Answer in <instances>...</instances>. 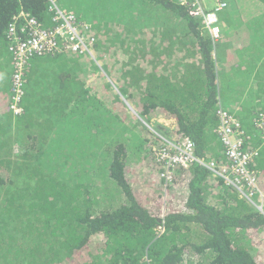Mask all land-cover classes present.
Here are the masks:
<instances>
[{
  "label": "trees",
  "instance_id": "16d2710c",
  "mask_svg": "<svg viewBox=\"0 0 264 264\" xmlns=\"http://www.w3.org/2000/svg\"><path fill=\"white\" fill-rule=\"evenodd\" d=\"M123 1L117 11L128 10L132 18L134 4L148 8L149 3L159 4L163 17L153 20L162 45L150 53L160 59H154L148 70L132 56L125 64L120 91L130 97V88L139 90L142 116L161 109L175 120L173 128L158 127L162 135L169 130L165 136L173 132L190 139L197 156L223 164L227 156L217 142V110L229 85H234L230 96H238L232 100H242L247 108L245 147L258 150L253 168L263 189L264 144L253 133L254 118L264 112V36L256 39L257 26L247 29L256 54L247 45L238 46L244 24L239 35L215 47L202 21L191 15L190 5L179 0ZM226 1L236 5V0ZM49 9V0H0V264H261L256 251L264 235V214L232 185L227 186L230 191L219 193L226 186L224 179L214 178L205 165L181 166L170 182L159 175L151 178L154 188L169 186L171 190L186 178L188 198L183 211L171 209L161 215L154 211L151 203L158 201H151V193L134 191L128 168L139 161L158 168L151 149L161 145L160 138L149 139L145 158L133 151V159L121 141L103 151L100 120L106 110L102 112L100 94L94 95V88L81 79L80 59L72 57L76 55L57 52L33 58L26 73L22 112H13L14 55L9 27L24 11L43 28L52 29L56 21ZM108 10L115 12L112 5ZM102 30V34L107 32ZM100 46L97 40L94 47ZM158 61L164 63L159 67ZM247 78L258 87L254 93L240 86ZM251 99L255 107L248 106ZM87 122L93 124L95 140L88 141ZM64 136L68 140L59 144L53 140ZM141 140L138 151L147 138ZM93 143L100 146L91 152ZM97 156L101 158L95 163ZM96 164L101 169L108 165L103 177L112 179L122 191L121 202L111 207H96L102 187L94 190L89 174ZM112 186L108 192L114 190ZM255 197L260 199L259 194Z\"/></svg>",
  "mask_w": 264,
  "mask_h": 264
},
{
  "label": "rangeland",
  "instance_id": "374dc122",
  "mask_svg": "<svg viewBox=\"0 0 264 264\" xmlns=\"http://www.w3.org/2000/svg\"><path fill=\"white\" fill-rule=\"evenodd\" d=\"M89 1L92 3L88 7L87 3L83 4L77 0H59L58 3L63 8L76 11L80 17L84 18L85 21L89 22L97 30V40H99L101 44L100 48L96 49L93 45L90 47V50L88 51L89 53H83L81 54L82 56L79 54L72 57L80 59L79 65L83 69L80 74L81 79H84L90 87L94 88V95L97 93L100 94L99 98L104 104V107H101L103 108L102 112L106 110L100 120L101 142L103 144L101 149L104 151V148L107 146L113 147L114 141L116 143L117 141H121L130 149V156L133 157V159H136V154H133L132 152L135 151L140 153L138 148L142 141L141 137H143L144 139L147 138L146 143H143V145L146 144V147L143 149V156H146L149 154V149L147 148L149 139L158 136V134H164L159 132L160 129H158V127L160 125L165 127L164 125L168 126L171 123L169 120H164V114L161 112L154 111L149 117L142 116L138 112L139 90L130 88L129 90L132 93L129 92V97L120 91L119 86L124 85L122 73L127 67L125 64L129 62V59H131L132 56L138 58L136 62L138 65L148 70L153 68L154 59H160V57H154V54V58L150 56L151 49L154 47L159 48L157 45H162L156 34L157 29L155 27L157 24L153 21L154 18L162 19L163 17L161 9L158 8L160 5L149 3L148 5L151 8H145L143 5L134 4L133 14L135 15V18H132L128 15V10H123L121 12L117 11L118 7L123 4V0H106V3L103 0ZM233 4H235V1H233ZM111 5L115 8V12L108 10ZM226 11L227 9L221 12L220 22H223V19H226ZM138 13H142L143 15H139ZM243 13L246 14L245 12ZM149 16H153L151 17L152 19H150ZM88 18H92V21ZM96 18L98 22H96ZM123 18H126V21H124ZM233 19L237 20V16H233ZM102 29L107 30V32L102 34ZM256 37H260L259 32H257ZM247 39V35H245L242 37L241 41H245L246 43ZM142 48H144V52L141 50ZM157 63H159L160 67L164 61H158ZM225 70H229V68H225ZM103 87H107V89L103 90ZM95 117L96 115H94L93 118ZM86 119L87 118L82 119L83 128ZM87 125L89 133L88 141L95 140L92 122H87ZM95 125L97 126V124ZM70 129L71 128H68L67 130ZM167 133H169V130L165 135H167ZM253 133H256L258 137L260 135V131L256 127L253 129ZM53 140L59 144L64 140H68V137H55ZM53 140L52 142H54ZM99 146H96L93 143L91 147V149H93L91 152L97 150ZM87 153H90V149ZM100 158V156H97L95 163H98ZM107 167L108 165L101 169V166L96 164V169L90 167L89 170V174H91L90 181L94 190L98 185L102 187L98 193L99 199L96 206L98 208L100 206H106L107 204L111 207L114 202H121L120 193H122V191L116 188L112 179L109 177H103ZM142 168L148 167L144 166ZM150 168L154 172L153 175L157 176L158 168L155 167V165H150ZM129 169L130 172H128V176L130 180H133L136 167H130ZM145 172L147 173V171ZM108 182L109 184H106ZM112 184L115 185V187H113ZM137 184L141 187V182L138 179ZM110 185L114 190L108 192L107 189L110 188ZM186 185L187 180L184 177L181 180L180 185L178 184L175 189L176 192H179V197H181L183 190L186 189ZM163 189L165 196L167 195L165 199L169 200L172 192L171 189L169 186L164 187ZM226 191H228L226 186H222L219 193H224ZM186 192L187 191L185 190V194ZM162 199L163 202V195ZM260 240L262 244L257 248L256 255L259 257L260 263L264 264V235Z\"/></svg>",
  "mask_w": 264,
  "mask_h": 264
},
{
  "label": "built area",
  "instance_id": "2783aa9c",
  "mask_svg": "<svg viewBox=\"0 0 264 264\" xmlns=\"http://www.w3.org/2000/svg\"><path fill=\"white\" fill-rule=\"evenodd\" d=\"M49 1V10L54 13L56 21L52 29L43 28L37 18L24 11L15 17V21L9 27L10 50L14 55L12 76L14 89L11 95V109L15 114L22 112L21 100L25 94V76L33 58L57 52L69 55L89 53L90 47L98 39L93 26L80 19L76 11L63 8L58 3L59 0ZM179 1L191 6V15L199 18L205 29L210 31L209 34L214 44L222 38L220 14L228 8L226 0ZM217 114L219 124L215 132L226 150V161L219 164L214 158L210 161L200 158L195 153L194 143L187 138L181 139L177 133L172 132L168 136L158 134L161 145L153 146L151 149L155 162H157L158 174L170 182L174 179L175 171L179 167H189L195 163L203 164L210 169L214 178L222 177L226 187L234 186L239 194L247 197L264 214V196L261 195L263 189L259 186V174L253 168V163L259 155L258 150L245 147L249 136L242 122L231 111L219 106ZM164 120H169L171 124L168 126L173 128L174 119L164 114ZM254 126L260 131L259 138L264 144V112L254 118ZM256 194L260 195V199L255 197ZM166 197L167 195L164 199ZM183 202L179 206H183Z\"/></svg>",
  "mask_w": 264,
  "mask_h": 264
},
{
  "label": "crops",
  "instance_id": "0c3cea01",
  "mask_svg": "<svg viewBox=\"0 0 264 264\" xmlns=\"http://www.w3.org/2000/svg\"><path fill=\"white\" fill-rule=\"evenodd\" d=\"M77 1L83 4L87 3V7L91 4L89 0H77ZM103 1L106 3V0H103ZM79 8L82 10L81 7ZM242 11L245 12L246 14H244ZM225 13H226V19H223V22L221 25L222 38L219 39L214 44L215 47L216 45L222 46L224 43H226L225 41L231 40L237 35H239V32L241 30L240 28L242 27L240 26V24H244L240 32L241 39L243 36L247 35V29H250L252 31L253 26H257L256 30H254V36L256 37L257 32L260 33L259 39L256 37L258 41H260L261 37L264 36V4L260 0H236V5L235 6H232V4L228 5L227 11ZM233 16H237V20H234ZM237 27H238V30H237ZM253 43H255L254 39L248 38L246 40V43L245 41L243 42L240 40V44L238 43V46L247 45L252 49L251 51L256 54V51L253 50V47H254ZM213 55L215 58H218L217 50H214ZM228 59L229 58H226L225 60H228ZM241 83L242 84L240 86H243V85L246 86L247 90L250 93H254L253 91H256L258 89V87L254 85L253 79L247 78V81L243 80L241 81ZM229 86L231 87V89L226 90L225 92L226 99L225 101H222L221 104H219V106H222L232 112L237 113L242 119H244L247 113L246 112L247 108L243 106L242 100L238 102H234L232 100V99H237L239 97L230 96L232 94L233 87L235 86L234 85H229ZM240 86H236V87L240 88ZM248 96H249L248 93H246V97ZM248 106L255 107L256 106L255 100L251 99V102L248 104ZM156 112L163 113L161 109L156 110ZM241 122L242 124H244L243 120ZM217 142L218 144H221L218 139H217ZM143 148H145V145L142 146L141 151L139 150L140 153H138L137 156L140 157L141 155L143 158H145V156H143V153H144ZM144 166H147L148 168H142ZM129 167H136L135 169L136 171L133 175V180H130L133 184L134 191L141 195L151 193L152 198H153L151 199V201H154L155 199L158 201V203H155V202L151 203L154 207V211L163 213L171 209H176V210L180 209V211H183L185 209L186 200L188 198V187L185 189L187 191L186 194H185V190H183V192L181 193V197H179V192H176L175 189H172L171 190L172 192L170 194V199L168 200V202L166 199H164V201L161 202V199H162L161 195H164L163 194L164 189L154 188V186L150 184L151 178L154 174V172L150 168V164L144 163L143 161H139L136 164H131ZM145 171H147V173ZM128 172H130L129 168H128ZM128 175L129 173H127V177ZM137 179L140 180L141 187H139V185L137 184ZM181 202H183V206H179Z\"/></svg>",
  "mask_w": 264,
  "mask_h": 264
},
{
  "label": "bare ground",
  "instance_id": "6f19581e",
  "mask_svg": "<svg viewBox=\"0 0 264 264\" xmlns=\"http://www.w3.org/2000/svg\"><path fill=\"white\" fill-rule=\"evenodd\" d=\"M207 32L209 33L210 31L207 30ZM25 79H26V83H27V76H25ZM229 111H230V110H229ZM231 113H232L235 117H237L240 121L243 120V119H242L237 113L232 112V111H231ZM263 193H264V192H263ZM263 193L261 192V195H262V196H264Z\"/></svg>",
  "mask_w": 264,
  "mask_h": 264
},
{
  "label": "clouds",
  "instance_id": "9594fccd",
  "mask_svg": "<svg viewBox=\"0 0 264 264\" xmlns=\"http://www.w3.org/2000/svg\"><path fill=\"white\" fill-rule=\"evenodd\" d=\"M157 173H158V171H157ZM227 188V187H226ZM228 189V191H230V189L229 188H227ZM169 211V210H168ZM168 211H166V212H168ZM166 212H163L164 214L166 213ZM163 213H161V215L163 214Z\"/></svg>",
  "mask_w": 264,
  "mask_h": 264
},
{
  "label": "water",
  "instance_id": "95a60500",
  "mask_svg": "<svg viewBox=\"0 0 264 264\" xmlns=\"http://www.w3.org/2000/svg\"><path fill=\"white\" fill-rule=\"evenodd\" d=\"M254 121V120H253ZM243 127L245 128L244 124H243ZM159 175V174H158Z\"/></svg>",
  "mask_w": 264,
  "mask_h": 264
}]
</instances>
